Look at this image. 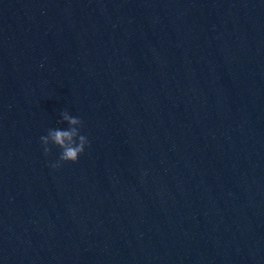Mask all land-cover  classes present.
I'll use <instances>...</instances> for the list:
<instances>
[{
  "label": "water",
  "instance_id": "95a60500",
  "mask_svg": "<svg viewBox=\"0 0 264 264\" xmlns=\"http://www.w3.org/2000/svg\"><path fill=\"white\" fill-rule=\"evenodd\" d=\"M0 264H264V0H0Z\"/></svg>",
  "mask_w": 264,
  "mask_h": 264
},
{
  "label": "clouds",
  "instance_id": "9594fccd",
  "mask_svg": "<svg viewBox=\"0 0 264 264\" xmlns=\"http://www.w3.org/2000/svg\"><path fill=\"white\" fill-rule=\"evenodd\" d=\"M60 115L61 123H67L68 127L66 129L50 128L47 130V135L40 137L45 156L52 153L53 147L60 149L58 160L50 164L53 169L60 168L63 163L78 162L90 143L87 136L81 134L83 121L80 118L71 115L67 110L62 111Z\"/></svg>",
  "mask_w": 264,
  "mask_h": 264
}]
</instances>
